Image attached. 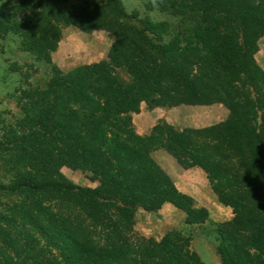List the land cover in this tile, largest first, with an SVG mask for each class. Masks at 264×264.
Returning a JSON list of instances; mask_svg holds the SVG:
<instances>
[{"label": "trees", "instance_id": "trees-1", "mask_svg": "<svg viewBox=\"0 0 264 264\" xmlns=\"http://www.w3.org/2000/svg\"><path fill=\"white\" fill-rule=\"evenodd\" d=\"M144 6L170 19L138 16L121 0L0 7V38L13 33L29 52L53 49L67 24L113 35L104 58L53 69L42 83L23 73L13 95L19 114L0 118V159L8 162L0 194L11 197L0 208V264H204L188 234L170 229L154 239L133 227L137 208L154 211L165 200L185 211V222L207 215L175 187L159 150L179 166H200L232 208L217 227L221 263L264 264V69L253 55L264 0ZM141 101L220 102L228 113L201 127L159 119L138 133L131 113ZM62 165L95 185L72 182Z\"/></svg>", "mask_w": 264, "mask_h": 264}, {"label": "rangeland", "instance_id": "rangeland-1", "mask_svg": "<svg viewBox=\"0 0 264 264\" xmlns=\"http://www.w3.org/2000/svg\"><path fill=\"white\" fill-rule=\"evenodd\" d=\"M11 1L13 0H0L1 9L5 11L7 3ZM100 1L102 0H61V3L64 6L79 5L80 3L92 6L93 3ZM146 1L121 0L127 11L135 9L138 16H144L148 13L152 17L162 16L170 19L166 14L158 13L155 10L147 11L144 6ZM59 31V38L55 47L51 50H42L36 47L35 50L29 52L20 49L18 39L13 33H7L5 37L0 38V118L3 117L4 120L10 121L19 114L18 105L13 95L16 87L24 84L23 73L30 81L42 83L53 69L65 71L74 65L104 58L107 48L113 39L112 33L108 30L93 29L91 31H82L73 24L61 26ZM36 53H38L40 59L34 58ZM253 55L256 62L264 69V30L257 38V49ZM8 65H15V69L10 68ZM140 103L145 104L143 101ZM174 105L170 114L174 120L173 124L201 127L205 126V124L200 123L211 121L214 118L210 115L211 111L208 106L191 107L188 103ZM172 106L164 105V107L168 108ZM226 116L227 114L222 119L211 123L219 122ZM174 117L177 119L175 120ZM159 151H163L159 156L161 161H164L163 159H166L169 154L164 150ZM7 163L6 160L0 159V174L7 173L5 172ZM60 171L74 183L90 186L96 183V181L90 180L84 171L79 169H71L62 165ZM211 192L213 194L212 202L201 204L193 200L194 205H202L207 210V215L201 219L193 220L189 223L185 222V211L177 207L174 209V221L159 222L153 214L137 208L134 214L133 227L143 236L154 239H159L167 230L178 229L190 236V247L198 253L204 264H222L216 250L218 242L217 227L223 225L224 221H229L233 213L229 205L221 203L216 194L212 190ZM10 198L0 194V208L3 205L1 203ZM145 229L148 230L145 231Z\"/></svg>", "mask_w": 264, "mask_h": 264}, {"label": "crops", "instance_id": "crops-1", "mask_svg": "<svg viewBox=\"0 0 264 264\" xmlns=\"http://www.w3.org/2000/svg\"><path fill=\"white\" fill-rule=\"evenodd\" d=\"M174 106L175 105L168 108L161 105L147 106L146 104L143 105L142 103H140L138 110L131 113V120L133 122L135 131L138 133H145L159 119H164L170 123H173L174 120L171 118L170 114ZM190 106H208L210 108V115L214 117L212 119L213 121H204L200 124L206 125L211 122L220 120L227 114V108L220 102L190 104ZM174 119L176 120L177 118L174 117ZM161 152L163 151L156 152V158L161 166L165 169V171L170 175L175 187L178 190L190 195L193 200H196L198 203L205 204L208 202H212L213 194L211 192L207 176L200 166H179L170 155L166 159H163L164 161H161V158L159 156ZM175 208L177 207L172 202L165 200L162 202L160 207H158L154 211H147L144 209L142 210L144 212H148L149 214H153V216L159 222H172L175 220ZM147 230L148 229H145V231Z\"/></svg>", "mask_w": 264, "mask_h": 264}]
</instances>
